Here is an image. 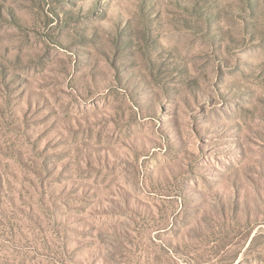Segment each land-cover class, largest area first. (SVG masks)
Instances as JSON below:
<instances>
[{
    "label": "rangeland",
    "instance_id": "obj_1",
    "mask_svg": "<svg viewBox=\"0 0 264 264\" xmlns=\"http://www.w3.org/2000/svg\"><path fill=\"white\" fill-rule=\"evenodd\" d=\"M0 264H264V0H0Z\"/></svg>",
    "mask_w": 264,
    "mask_h": 264
}]
</instances>
